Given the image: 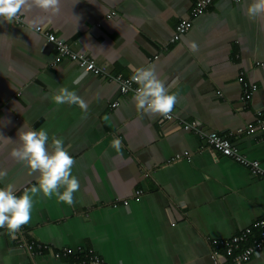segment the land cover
<instances>
[{
	"label": "crops",
	"instance_id": "crops-1",
	"mask_svg": "<svg viewBox=\"0 0 264 264\" xmlns=\"http://www.w3.org/2000/svg\"><path fill=\"white\" fill-rule=\"evenodd\" d=\"M249 2L212 0L176 42H169L174 27L195 0H61L60 14L41 26L108 74L152 67L177 94L172 121L138 109L134 93L122 95L108 75L67 57L55 61L54 44L28 27L36 10L19 24L0 21V170L7 172L0 187L11 184L19 196L36 184L37 174L10 157L24 123L44 128L49 145L63 138L80 184L72 206L41 194L15 238L0 229V264H79L53 255L63 247L107 264H217L207 238L225 239L264 217V179L204 138L230 135L264 168L260 131L237 132L264 113V20L245 15ZM239 77L256 85L246 103ZM60 87L80 95L87 111L53 103ZM114 138L120 152L110 147ZM244 264H264V248Z\"/></svg>",
	"mask_w": 264,
	"mask_h": 264
},
{
	"label": "clouds",
	"instance_id": "clouds-1",
	"mask_svg": "<svg viewBox=\"0 0 264 264\" xmlns=\"http://www.w3.org/2000/svg\"><path fill=\"white\" fill-rule=\"evenodd\" d=\"M33 10L40 15L28 20V27L39 32L45 21L50 23L52 17L60 14L61 0H0V21L11 24ZM245 15L252 20H264V0H250ZM187 46L192 53L199 51L194 41L188 42ZM131 80L138 85L132 97L138 109L165 118L170 116L177 103V94L169 92L152 67L135 69ZM52 102L76 105L85 112L88 108L80 95L65 87L56 90ZM17 139L18 147L11 150L10 157L27 168L30 174L36 173L37 180L19 196L11 184L5 183L0 187V229H5L13 238L31 221L34 197L42 194L51 198L55 195L59 202L72 206L74 193L80 188L78 179L72 175L75 160L65 147L63 138L52 137L49 145L50 138L44 128L34 130L24 123L17 132ZM110 147L120 152L121 140L114 138ZM6 179L7 172L0 170V183Z\"/></svg>",
	"mask_w": 264,
	"mask_h": 264
},
{
	"label": "built area",
	"instance_id": "built-area-1",
	"mask_svg": "<svg viewBox=\"0 0 264 264\" xmlns=\"http://www.w3.org/2000/svg\"><path fill=\"white\" fill-rule=\"evenodd\" d=\"M234 2L238 0H232ZM212 0H195V3L192 4L189 9L188 17L180 19L175 27L172 36L169 39V42H176L181 35L185 34L192 24V19L199 14H202L206 8L210 5ZM113 14V13H112ZM107 17H110L109 15ZM22 18L18 21H15V24L21 23ZM100 24L97 23L96 26ZM39 33H42L46 39L54 44L56 50L55 61H59L61 57H67L71 61L76 63V66L82 68L84 71L92 72L94 74L110 77L111 80H114L118 85V90L122 95L128 93H134L138 85L131 80V76H123L121 74H108L103 67L96 65L93 58L87 55L85 52H77L70 48V46L65 43L63 40L57 38L53 33H49L40 28ZM162 48L166 49V45H163ZM239 80L242 82L243 91L241 95V101L243 103L248 102L251 98L253 91L256 89L255 84L247 83L243 80L242 77H239ZM117 103H112V106H115ZM167 121H172L176 119L174 114V109L171 112L170 116L165 118ZM184 128L191 130L195 129L191 123H185ZM260 131V138L264 142V113L261 111L257 112V118L255 123H249L244 127L237 129L238 133L251 134L255 129ZM205 143L218 151L219 153L228 156L237 162L241 163L245 167H248L251 173L258 175L264 179V168H262L257 160H251L247 157L240 154L236 146L231 141L230 135H221L216 132H208L204 134ZM186 154V153H184ZM142 191H137L139 195ZM207 243L210 248V254L212 259L217 264H244L249 261L253 255L258 251L264 248V217L256 220L251 226H248L242 229L239 233L231 235L225 239L218 238H207ZM19 245L26 246L28 249H31L30 244L26 242L19 241ZM37 252H41L45 249V246L36 245ZM91 254V253H89ZM55 257L61 256H71L74 260L82 259L77 263L82 264L85 261V258L90 259L93 264H107L102 260L97 254L87 255L84 254L81 256L80 250L73 251V249L68 247H63L61 249L53 252Z\"/></svg>",
	"mask_w": 264,
	"mask_h": 264
},
{
	"label": "trees",
	"instance_id": "trees-1",
	"mask_svg": "<svg viewBox=\"0 0 264 264\" xmlns=\"http://www.w3.org/2000/svg\"><path fill=\"white\" fill-rule=\"evenodd\" d=\"M80 252L82 253V251L80 250ZM66 257H70L71 260L73 261V263H77L78 261H82V259L79 258V260H74L71 256H66Z\"/></svg>",
	"mask_w": 264,
	"mask_h": 264
}]
</instances>
